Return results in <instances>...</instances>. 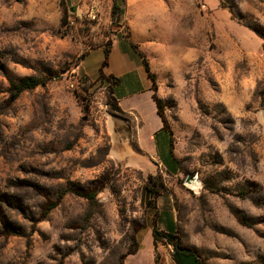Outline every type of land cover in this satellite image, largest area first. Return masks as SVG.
Returning <instances> with one entry per match:
<instances>
[{"label": "rangeland", "instance_id": "rangeland-1", "mask_svg": "<svg viewBox=\"0 0 264 264\" xmlns=\"http://www.w3.org/2000/svg\"><path fill=\"white\" fill-rule=\"evenodd\" d=\"M194 2L151 23L148 52L132 43L171 132L168 172L111 110L124 88L98 79L120 12L94 22L59 0H0V264H177L172 244L154 243L163 212L203 263L264 264V0ZM25 76L48 83L11 102ZM78 187L100 190L93 208L69 193L44 216Z\"/></svg>", "mask_w": 264, "mask_h": 264}, {"label": "crops", "instance_id": "crops-1", "mask_svg": "<svg viewBox=\"0 0 264 264\" xmlns=\"http://www.w3.org/2000/svg\"><path fill=\"white\" fill-rule=\"evenodd\" d=\"M87 1L59 0V3L65 10L79 16L87 12ZM115 4L119 7L120 15H118L124 24L122 23L121 29L113 32L108 65L104 74L106 77L121 79L117 87L122 86L124 89L116 93L115 87L113 95L120 109L129 118L126 132L132 134V140L134 138L137 140L136 149L147 156L150 155L159 167H164L168 172H176L178 162L170 151L168 131L164 130L163 121L152 98L153 81L132 43L139 44L145 52H148L152 36L151 33H147V29L150 31L151 23L156 27L161 17L172 13L177 15V12L178 15L188 16L192 13L195 2L194 0H103L102 15L105 20ZM154 37L161 38L159 34ZM97 50L105 51L103 46ZM153 50L157 53L160 47H155ZM83 64L84 60L80 67L89 77Z\"/></svg>", "mask_w": 264, "mask_h": 264}, {"label": "trees", "instance_id": "trees-1", "mask_svg": "<svg viewBox=\"0 0 264 264\" xmlns=\"http://www.w3.org/2000/svg\"><path fill=\"white\" fill-rule=\"evenodd\" d=\"M119 13V7L115 4L112 10V15H117ZM134 49L138 52L139 56L142 58L144 67L148 75L153 81V84L155 85V75L151 72L149 64L147 59L145 58L144 54L139 52L137 49V46L133 45ZM105 61L103 63V68H105L108 65V58L110 55V49H105ZM103 68L100 71L99 81H106L108 83L112 82L114 86H117L120 84L121 79H117L113 76L106 77ZM48 83V79L39 78L35 76H25L17 81H13L10 83V86L8 88V92L11 96V102L16 101L19 99V97L26 91H30L33 89H36L39 86H44ZM114 96V95H113ZM116 100V99H115ZM109 106L112 111H115L117 113H121L122 110L120 109L117 100L112 101L109 103ZM157 108H158V114L161 118H163V111H162V104L161 102H157ZM165 131H168L164 127ZM169 139H170V146H171V154L172 157H174L173 151H172V136L171 132L168 131ZM148 191L153 194L155 197L160 196L163 193V184L161 182H156V177L150 176L148 180ZM100 190L97 191H90L87 192L85 189H82L78 187L77 189L68 188L65 189L63 192H61L57 199L54 201H48L45 203L44 207V216H48L55 208L59 206L61 201L64 199V197L69 194H75L77 196H80L82 198H85L89 202L90 209L93 208V206L96 203L97 194ZM3 216L0 215V226L3 224ZM166 226V232L160 233L157 229L153 231V239L154 243L156 244L159 240H166L169 244H172L174 247V258L177 264H205L201 259L190 249L185 248L181 245V243L178 241V238L176 236V223L172 218H169L166 213H164V216L161 219ZM6 221V220H5ZM8 221H6V226L0 227V234H8L10 232V227L7 226ZM3 232V233H2ZM12 234H19V233H11ZM22 236V235H20Z\"/></svg>", "mask_w": 264, "mask_h": 264}, {"label": "built area", "instance_id": "built-area-1", "mask_svg": "<svg viewBox=\"0 0 264 264\" xmlns=\"http://www.w3.org/2000/svg\"><path fill=\"white\" fill-rule=\"evenodd\" d=\"M102 4L103 0H88L87 1V12L85 15H79V17L88 18L94 22L100 21L102 16Z\"/></svg>", "mask_w": 264, "mask_h": 264}, {"label": "water", "instance_id": "water-1", "mask_svg": "<svg viewBox=\"0 0 264 264\" xmlns=\"http://www.w3.org/2000/svg\"><path fill=\"white\" fill-rule=\"evenodd\" d=\"M186 185H188L190 188L196 189L199 186V181L197 177H188L186 179Z\"/></svg>", "mask_w": 264, "mask_h": 264}]
</instances>
